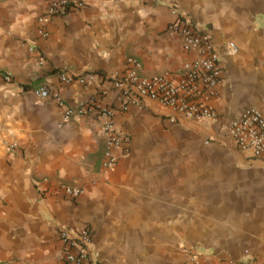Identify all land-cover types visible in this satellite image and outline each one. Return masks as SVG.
Segmentation results:
<instances>
[{"label": "crops", "instance_id": "obj_1", "mask_svg": "<svg viewBox=\"0 0 264 264\" xmlns=\"http://www.w3.org/2000/svg\"><path fill=\"white\" fill-rule=\"evenodd\" d=\"M44 6L0 0V263L65 264L56 227L84 225L93 230L97 264H156L175 239L188 263L194 253L199 264L228 256L263 261L264 158L223 148L218 129L245 108L264 114V0H84L83 8L51 18L42 39ZM172 6L206 29L219 52L221 82L206 100L217 123H195L154 104L125 111L113 104L105 79L120 73L127 57L149 78L192 56L165 33ZM64 68L89 82L63 84ZM35 81L65 105L113 107L128 152L104 169L99 122L64 123L63 106L22 92ZM174 134L211 149L178 154ZM239 174L246 183L232 182ZM60 184L82 194L69 200Z\"/></svg>", "mask_w": 264, "mask_h": 264}, {"label": "built area", "instance_id": "obj_2", "mask_svg": "<svg viewBox=\"0 0 264 264\" xmlns=\"http://www.w3.org/2000/svg\"><path fill=\"white\" fill-rule=\"evenodd\" d=\"M84 7V0H45L38 23L37 37H48L47 24L51 18ZM174 18L165 29L168 36L178 40L181 50L190 56L181 62L175 70H167L164 74L149 78L141 75V63L133 57H127L120 73H115L105 81L109 91L114 93L115 103L122 111L130 107L143 109L149 104L168 111L170 114H180L195 123L209 120L212 124L219 121L216 112L206 100L212 96L221 82L220 56L211 34L191 16L172 6ZM237 48L234 44L227 45V52L232 55ZM80 73L64 68L59 72V80L69 84L74 79L88 83L89 78L81 77ZM5 82L14 81L10 74L3 77ZM38 100H54L63 106L62 121L64 123L89 117L97 120L104 138V153L102 167L113 168L119 155L128 152V136L114 127V108L97 106L94 100L79 102L76 105H65L58 92L51 91L46 86H39L29 91ZM105 92V90H102ZM174 122V119L171 118ZM220 143L238 152L248 153L250 159L264 158V114L254 108H245L239 115L226 119L218 129ZM15 148V145H11ZM64 196L75 200L82 190L63 184L58 185ZM57 239L61 243V257L65 264H97L98 253L93 246V230L84 225L80 228L56 227ZM199 254L191 256L189 264H199ZM0 264H14L2 262ZM217 264H264V260L251 258L226 257Z\"/></svg>", "mask_w": 264, "mask_h": 264}, {"label": "rangeland", "instance_id": "obj_3", "mask_svg": "<svg viewBox=\"0 0 264 264\" xmlns=\"http://www.w3.org/2000/svg\"><path fill=\"white\" fill-rule=\"evenodd\" d=\"M206 140L207 143H209L208 139H204ZM204 140H202V142L204 143ZM206 143V144H207ZM171 145H173L172 149L176 152V153H183L184 155L187 153H194L196 151H201V149L204 148H210L209 145H203L199 144L198 140H193L190 138V140H188V138H185L184 136L182 137L180 134H174V139L173 142L171 143ZM223 148L228 149V150H232L229 147L223 146ZM211 149V148H210ZM181 156V155H179ZM232 182H236L239 184H244L247 182L246 177L241 176V174H239V177H237L236 179L234 178L232 180ZM183 243L178 241L177 239H175L174 244L172 249H170V242L168 244L169 249L168 250H164V252L161 255H158V262L156 264H189L187 258L181 253L180 250V246ZM231 257V256H228ZM222 259V258H221ZM220 260V259H219Z\"/></svg>", "mask_w": 264, "mask_h": 264}, {"label": "trees", "instance_id": "obj_4", "mask_svg": "<svg viewBox=\"0 0 264 264\" xmlns=\"http://www.w3.org/2000/svg\"><path fill=\"white\" fill-rule=\"evenodd\" d=\"M37 81L33 82L32 85H28V84H23L22 87L25 89V90H28V89H32V88H35L37 87ZM33 86V87H32Z\"/></svg>", "mask_w": 264, "mask_h": 264}]
</instances>
